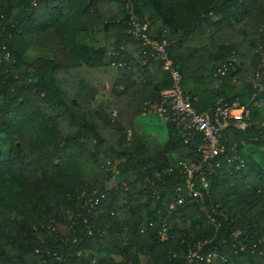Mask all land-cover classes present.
I'll use <instances>...</instances> for the list:
<instances>
[{
    "label": "trees",
    "instance_id": "trees-1",
    "mask_svg": "<svg viewBox=\"0 0 264 264\" xmlns=\"http://www.w3.org/2000/svg\"><path fill=\"white\" fill-rule=\"evenodd\" d=\"M128 3L167 41L197 111L251 110L246 131L223 133L237 161L176 211L177 166L200 160L203 136L137 127L172 80L130 35ZM32 47L51 56L30 60ZM263 56L264 0H0V264H187L190 250L204 257L194 264H264V91L251 81ZM169 168L154 200L141 181Z\"/></svg>",
    "mask_w": 264,
    "mask_h": 264
},
{
    "label": "built area",
    "instance_id": "built-area-1",
    "mask_svg": "<svg viewBox=\"0 0 264 264\" xmlns=\"http://www.w3.org/2000/svg\"><path fill=\"white\" fill-rule=\"evenodd\" d=\"M130 15L129 33L133 40L141 43L144 47L149 48V56L158 58L162 63V70L168 73L172 80V88L162 93V102L160 105L153 106L150 113H156L161 121L166 124L175 125L180 136L185 143H189L194 138V132L203 136V143L198 148L200 160L184 161L177 166L179 173L183 175L185 180V188L182 186L177 188V192L182 193L176 204L170 206V211H176L187 200L204 201V192H208L211 187L209 177L218 169L222 168L226 163L237 161L234 156L228 154L226 146L223 144V133L229 128H235L238 131H246L249 128L251 119V110L249 105H240L233 103L232 105L219 106L215 114L197 111L190 103V98L184 94L182 88V76L175 66L174 61L168 53L167 41H159L151 38L148 24L141 23L139 18L133 13L131 3L126 6ZM229 72V65H223L217 69L215 77L216 85L222 84L223 78ZM252 84L259 92L264 91V56L261 64L256 68L252 75ZM257 94L254 98H256ZM258 105V104H256ZM260 106V105H258ZM116 117L117 114L115 113ZM132 138V133H128V139ZM240 163L243 164L241 160ZM173 169H165L156 171L153 176H146L142 179L145 190L154 200H159L164 192L161 184L165 178L173 174ZM133 181V180H132ZM124 195L128 193L129 186L127 182H123ZM185 193V195H184ZM99 193L93 192L92 196L87 200L86 205L90 209H94L99 205ZM106 196L101 195L104 199ZM221 217L222 214H219ZM209 224L216 225L217 219L213 215L207 216ZM154 227V224H150ZM160 228V235L165 239H169L170 226L168 223L157 225ZM209 258H215L217 255L211 253ZM204 257L199 252L190 250L187 256V264H194L197 261H203Z\"/></svg>",
    "mask_w": 264,
    "mask_h": 264
},
{
    "label": "rangeland",
    "instance_id": "rangeland-1",
    "mask_svg": "<svg viewBox=\"0 0 264 264\" xmlns=\"http://www.w3.org/2000/svg\"><path fill=\"white\" fill-rule=\"evenodd\" d=\"M50 57L51 52L46 50H40L32 47L28 52V58L30 60L36 59L38 57ZM137 127L142 131L146 132L147 136L160 139L165 141L168 137V128L165 122L161 121L158 115L154 113L145 114L140 117L136 123ZM142 264L146 263V258H141Z\"/></svg>",
    "mask_w": 264,
    "mask_h": 264
}]
</instances>
